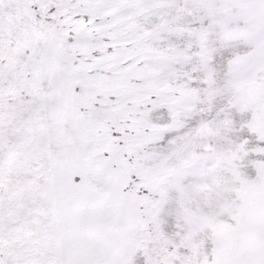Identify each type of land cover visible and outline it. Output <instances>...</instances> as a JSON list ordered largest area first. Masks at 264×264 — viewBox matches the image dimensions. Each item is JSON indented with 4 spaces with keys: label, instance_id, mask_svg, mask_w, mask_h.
Returning <instances> with one entry per match:
<instances>
[{
    "label": "snow or ice",
    "instance_id": "snow-or-ice-1",
    "mask_svg": "<svg viewBox=\"0 0 264 264\" xmlns=\"http://www.w3.org/2000/svg\"><path fill=\"white\" fill-rule=\"evenodd\" d=\"M0 264H264V0H0Z\"/></svg>",
    "mask_w": 264,
    "mask_h": 264
}]
</instances>
